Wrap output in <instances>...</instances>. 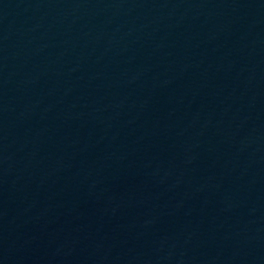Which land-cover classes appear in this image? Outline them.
I'll return each mask as SVG.
<instances>
[{"label":"water","instance_id":"obj_1","mask_svg":"<svg viewBox=\"0 0 264 264\" xmlns=\"http://www.w3.org/2000/svg\"><path fill=\"white\" fill-rule=\"evenodd\" d=\"M0 264H264V0H0Z\"/></svg>","mask_w":264,"mask_h":264}]
</instances>
